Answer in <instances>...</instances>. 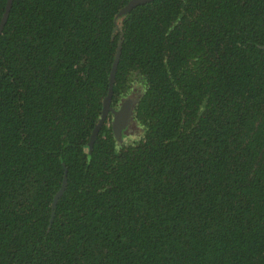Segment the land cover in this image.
<instances>
[{
	"label": "trees",
	"instance_id": "obj_1",
	"mask_svg": "<svg viewBox=\"0 0 264 264\" xmlns=\"http://www.w3.org/2000/svg\"><path fill=\"white\" fill-rule=\"evenodd\" d=\"M129 1L12 2L0 264H264V0Z\"/></svg>",
	"mask_w": 264,
	"mask_h": 264
},
{
	"label": "water",
	"instance_id": "obj_2",
	"mask_svg": "<svg viewBox=\"0 0 264 264\" xmlns=\"http://www.w3.org/2000/svg\"><path fill=\"white\" fill-rule=\"evenodd\" d=\"M151 1H153V0H130L122 12L127 13L137 5L146 4V3H149ZM12 2H13V0H7V2H6L4 14H3L1 21H0V33L2 32L3 27L6 23L7 18H8ZM119 56H120V48L117 49L116 56H115V59L113 61V65L111 68V73H110L109 83H108V92H107V96L105 97V99L103 101V109L101 112V118H100L99 122L97 123V125L93 128L92 134L90 136V139L92 141L96 139L99 131L101 130L102 125L104 124V121H105L108 113H110L112 116V120H111L112 132H113L115 138L119 142H121L123 140V134H124L125 130L127 128H129V126H130V121H131V116H132V107H133L131 99H127V100L123 101L118 110L112 109L110 107V102H111V97H112V86H113L114 75H115L116 66L118 64ZM66 180H67V172L64 173L61 186H60L58 192L56 193V195L54 196V199H53V202L51 205L52 208L55 206L57 200L61 197V195L65 189V186H66Z\"/></svg>",
	"mask_w": 264,
	"mask_h": 264
},
{
	"label": "flooded vegetation",
	"instance_id": "obj_3",
	"mask_svg": "<svg viewBox=\"0 0 264 264\" xmlns=\"http://www.w3.org/2000/svg\"><path fill=\"white\" fill-rule=\"evenodd\" d=\"M121 103H122V102H121ZM121 103H120V104H116L115 107L112 108V107H111V102H110V107H111L112 109L118 110L119 107L121 106ZM109 114H110V113H108V115L106 116L107 118H108ZM111 117H112V116H111Z\"/></svg>",
	"mask_w": 264,
	"mask_h": 264
},
{
	"label": "rangeland",
	"instance_id": "obj_4",
	"mask_svg": "<svg viewBox=\"0 0 264 264\" xmlns=\"http://www.w3.org/2000/svg\"><path fill=\"white\" fill-rule=\"evenodd\" d=\"M107 120H108V118H107ZM111 120H112V117H111Z\"/></svg>",
	"mask_w": 264,
	"mask_h": 264
}]
</instances>
